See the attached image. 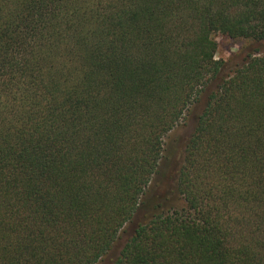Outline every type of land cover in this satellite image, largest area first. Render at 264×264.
I'll list each match as a JSON object with an SVG mask.
<instances>
[{
	"label": "trees",
	"instance_id": "1",
	"mask_svg": "<svg viewBox=\"0 0 264 264\" xmlns=\"http://www.w3.org/2000/svg\"><path fill=\"white\" fill-rule=\"evenodd\" d=\"M217 33L246 41L226 74ZM258 44L264 0H0V264H97L128 223L111 264H264Z\"/></svg>",
	"mask_w": 264,
	"mask_h": 264
},
{
	"label": "rangeland",
	"instance_id": "2",
	"mask_svg": "<svg viewBox=\"0 0 264 264\" xmlns=\"http://www.w3.org/2000/svg\"><path fill=\"white\" fill-rule=\"evenodd\" d=\"M216 41L218 46L215 56L216 58H222L226 61V67L222 72V74H226L229 69L241 62L242 57L239 55V50L244 44L246 49V41L232 40L221 33L216 34ZM250 46L252 45L247 43V48ZM255 46H259L262 51L264 50V44ZM211 87L212 86H209L206 91L201 94L199 100L190 107L185 121L176 126L164 137L163 153L159 161L157 173L154 175L143 195V199H149L147 202L160 201L162 198L166 197L173 188V177L176 175L175 173L182 157L183 147L194 129L197 116L205 105L207 94ZM132 229L133 225L131 223L126 224L119 232L110 251H108L97 264H111L130 237Z\"/></svg>",
	"mask_w": 264,
	"mask_h": 264
}]
</instances>
